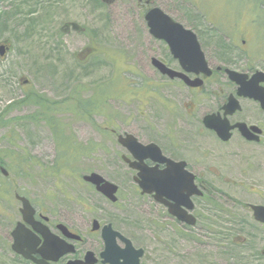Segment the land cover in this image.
<instances>
[{"label": "rangeland", "instance_id": "rangeland-1", "mask_svg": "<svg viewBox=\"0 0 264 264\" xmlns=\"http://www.w3.org/2000/svg\"><path fill=\"white\" fill-rule=\"evenodd\" d=\"M153 3L197 29L204 44L216 47V58H223L226 49L234 47L235 55L245 57L239 67L264 70V0ZM5 11L10 20L6 31L0 30V41L9 39L11 49L0 60V114L9 103L32 95L9 110L6 118L14 120L0 128V150L18 153L14 154L17 161L9 156L5 159L11 167L7 176H0V214L18 212L16 189L46 213L78 212L84 229L92 226V217L102 223L114 222L145 249L142 264H264V258H258L264 249V224L254 219L248 206L264 205V143H249L237 136L220 141L192 118H201L210 103L200 100L191 116L187 109L178 108L186 95L182 90L174 88V99L167 97L166 103L174 102L173 113L151 97L147 90L152 77L144 69L150 66V51L138 0L112 4L102 0H0V14ZM67 22L84 31L62 32ZM244 39L245 52L238 48ZM25 79L30 83L24 84ZM226 79L222 77V83ZM72 93L80 100L89 98L96 109L89 114L81 111L77 99H69ZM44 99L56 109L43 107ZM248 108L256 115L254 105ZM33 116L38 122L28 120ZM53 116L65 123L67 134L94 150L69 162L70 171L65 167L67 172L60 175L51 169L57 166L58 155L48 120ZM124 122L144 143L152 136L150 125L157 122L161 133L170 131L175 143L190 147V160L197 163L203 158L206 187L197 202L201 216L195 226L171 228L150 205L139 209L142 201L132 179L115 166L121 150L118 137L106 130L109 126L122 132ZM94 143L99 147H92ZM25 150L35 161L20 165ZM93 171L120 185L119 204L111 205L84 183L82 175ZM95 240L101 243L100 238Z\"/></svg>", "mask_w": 264, "mask_h": 264}, {"label": "flooded vegetation", "instance_id": "flooded-vegetation-1", "mask_svg": "<svg viewBox=\"0 0 264 264\" xmlns=\"http://www.w3.org/2000/svg\"><path fill=\"white\" fill-rule=\"evenodd\" d=\"M114 1L115 0H102V2L105 4H112ZM143 1L146 2V4H144ZM152 5V0H138V8L140 9V15H142L144 18L143 22L146 29L144 35L148 37L147 41L150 51V66H145L144 69L147 72L149 71L152 77L149 88L147 85V91H151V97H153L155 101L165 105V108L168 112L173 113L171 107L173 106L174 102L172 103L171 100V103H166V101H169V99H174L173 97H171V95H173V92L175 91L174 88L180 91L182 90L186 95L185 99L178 102V108L183 107L187 109L191 113V116H194L195 112L198 110V104L200 100H206L210 103V108L204 112L201 118L192 117L194 118V121H198V123L202 124L204 130L212 133V135L216 136L220 141L227 142L221 140L216 131L206 127L204 123L205 117L207 115H220L223 119L227 118L230 125L232 126L238 123H245L248 129H250V135L253 138L247 139V137L243 135L240 127H236L231 130V139L237 136L249 143H255L259 145L263 144L264 110L262 109L259 101L238 95V85L229 78L226 70L232 69L247 74L250 77L255 72L264 70L254 69L248 66L239 67L238 63L245 57L241 59L238 57L240 54L235 55L234 52L237 51V49H235L234 47H232L231 49H226L223 58H216V52L214 51L216 47L212 45L213 43H211V46L204 44L201 38V34L197 29H194L192 26L189 27L175 19L186 29H190L195 33L197 41L199 42L200 49L203 51L208 66L212 71L211 75H206L202 70H200V64L195 65L189 63V59L198 58V50L194 44H192V46L190 45L193 50L191 54L192 58L189 57V53L188 56L184 53V60H187L186 62L181 57H179V54L180 52L188 49L189 45L179 43L172 46L168 42V40L157 38L150 32V28L148 26V22L145 19V15L147 11L152 7ZM227 37L230 38L228 35ZM7 41L8 40H1L0 45L6 44L7 47L10 46V41ZM245 44H247L246 39L242 41V45L238 48L245 52ZM218 48L220 49V47ZM87 50L91 52L92 48H87ZM165 68H168L177 73H181L192 80H195L197 78L201 79L203 81V84L201 86H192L187 81H185L183 77H171V73H169ZM222 77L227 78L226 83H222ZM23 82L24 84H29L30 80L25 79ZM141 85H143V87L145 88V84ZM261 85L264 87V82L261 83ZM167 97L169 99H167ZM230 97H235L238 100L240 108L237 109L234 113H229L226 115V109L224 107L229 102ZM250 104L254 105L256 115L251 114L252 111L248 108ZM175 108L178 109L176 106ZM29 121L34 123L33 120ZM125 126L126 123L124 122L122 132L111 129L109 126L106 127V130H110L111 133L116 135L117 137H119L120 135H133L140 142H142L140 139L141 136L136 132V130L128 129ZM169 130H172V128H170ZM150 131V133L152 134L151 138L146 143H142L145 145L151 143L155 144L157 146V149L153 150L150 156L141 158L136 156L133 151L120 144L121 150L116 154V157L118 159L115 164L116 169L120 172L126 173V178L130 176V178L132 179L137 192L136 194L138 195L139 200L142 201L141 205H139L140 210L141 208L150 205L157 217L160 216L163 217V219L168 220L171 228L173 226H178V228L181 227L182 230H188L191 226L187 222L180 221L176 216H174L170 212L169 205L158 201L156 199V192L151 194L143 193V189L141 188L140 184V181L142 180V177L140 176L141 169L136 166L150 169L151 173L155 176L163 171H167L166 173L175 172L182 182L185 177L184 170H186L190 173H193L198 189H202L205 192L206 183L204 182L202 177L203 172H201L203 163L205 161L203 160V158L197 161V163L194 161V158L193 160H190V157L188 155L189 151L187 149L190 147L183 143H175L176 140H174L173 133H170V131L161 133L162 127H160L157 122L153 125H150ZM171 140H173L174 142H172ZM203 156L204 155H202V157ZM84 183L92 186L96 190V187L93 184L86 181H84ZM17 193L18 192L15 191V194ZM100 194L106 201L111 203V205L116 206L117 204H119L120 199L119 201L113 202L104 194ZM202 197L203 196L193 195L191 199L194 203V209L192 211H188L196 217L197 222L201 216L199 211L200 205L197 202H199ZM181 198H183V202L184 197H179V199ZM166 200L168 201V203H175L174 200L169 199L168 197H166ZM18 202L20 204L18 212L7 213L6 215L0 214V264H68L71 261L83 260L87 252L89 251L94 252L97 259L96 264H110L109 262H105V258L102 257V253L106 250V244L103 238V230L107 225H111L113 230L131 240L135 248H142L137 245L134 242L133 238H131V236H129L122 228L116 226L114 222L106 221L102 223V221L98 218L92 217L90 218L92 226H88L84 229L78 219V212L71 211L69 209H59V211H57V214L46 213L32 202L36 211L34 214V222L36 223V226L42 229L47 228L49 230L48 233H42L36 230L32 223L24 222V216L21 213L22 204L19 200ZM82 205L85 207V204ZM182 208L186 209V207L184 206ZM2 217H4V219H2ZM94 220H98L100 223V226L97 230H94L93 228ZM19 223H24L25 228L31 235H28L27 237L22 236V238L20 239L23 251L30 254V257H26L24 253L17 252L14 249V231ZM182 230L180 233H182ZM97 237L100 238L101 243L95 240ZM117 243L119 245V248H126L125 242L119 236H117ZM69 248L74 249V251L57 257L58 253L61 250H66Z\"/></svg>", "mask_w": 264, "mask_h": 264}, {"label": "water", "instance_id": "water-1", "mask_svg": "<svg viewBox=\"0 0 264 264\" xmlns=\"http://www.w3.org/2000/svg\"><path fill=\"white\" fill-rule=\"evenodd\" d=\"M145 19L148 22L150 32L157 38L168 40V42L172 46L177 45L179 43L189 45L188 49L180 52L179 54V57H181L183 60L185 59L184 53L187 56L189 53V57L192 58L191 54L193 50L191 46L192 44H194L198 50V58L189 59V63L195 65L200 64V70H202L206 75H211L212 71L208 66L203 51L200 49L197 37L192 30L186 29L182 24L175 21L160 7L151 8L147 12ZM71 25L75 30H80L79 26L75 23H66L63 26L62 30L69 31ZM7 50L8 48H6L4 44L1 45L0 56H4ZM184 61L187 62V60ZM165 69L169 73H171V77H183L185 81H187L192 86H201L203 84V81L201 79L197 78L195 80H192L181 73H177L168 68ZM226 71L229 75V78L238 85V95L259 101L262 109L264 110V87L261 85V83L264 82V72L257 71L250 77L247 74L232 69H227ZM224 108L226 109V115L229 113H234L237 109L240 108L239 102L235 97H230L229 102ZM204 123L206 127L215 130L217 135L223 141H229L231 139V130L236 127H240L241 131L243 132V135H245L247 139H253L250 135V129H248L245 123H238L232 126L230 125L227 118L223 119L220 115L215 114L207 115L205 117ZM118 142L133 151L136 156L141 158L150 156L153 150L157 149V146L155 144L151 143L148 145H144L143 143L139 142L138 139L135 138L133 135H120L118 137ZM136 167L141 169L140 176L142 177V180L140 181V184L141 188L143 189V193L151 194L156 192V199L160 202L169 205L170 212L174 216H176L180 221L187 222L190 225L196 224L197 219L195 218V216L188 212L194 209V203L191 197L193 195L201 196L203 195V192L199 190L197 185L195 184V176L192 173L184 170L185 177L182 182L175 172L166 173L167 171H163L158 173L157 176H155L151 173L150 169H146L140 166ZM2 170L5 175H8V172L4 168ZM83 179L93 184L99 192L104 194L113 202H116L118 200L117 194L119 191V186L107 180L100 173L91 172L89 174L84 175ZM182 196L184 197L183 202V198L179 199V197ZM16 197L22 202L21 213L24 216V222L32 223L34 228L42 233H48L49 230L47 228L46 230L36 226V223L34 222V214L36 211L30 199L19 194H16ZM166 197L174 200L175 203H168ZM183 206L186 207V209L182 208ZM250 206L253 210L255 220L264 223V205L252 204ZM99 226V221L95 220L93 222L94 230H97ZM28 235L31 236L28 230L25 228V224L19 223L14 231V249L17 252L24 253L26 257H30V254H28L27 252L25 253V251H23L20 239L22 238V236L27 237ZM117 236H119L125 242V249L119 248V245L117 243ZM103 238L105 240L106 250L102 253V257L105 258V262H109L110 264H140V259L145 253L144 249H136L133 246L131 240L122 236L117 231L113 230L111 225H107L104 227ZM73 251L74 249L70 248L66 250H61L58 253L57 257H60L64 254ZM96 261L97 259L95 257L94 252L89 251L87 252L83 260L71 261L68 264H96Z\"/></svg>", "mask_w": 264, "mask_h": 264}, {"label": "trees", "instance_id": "trees-1", "mask_svg": "<svg viewBox=\"0 0 264 264\" xmlns=\"http://www.w3.org/2000/svg\"><path fill=\"white\" fill-rule=\"evenodd\" d=\"M96 3H97V5L99 4L98 2H96ZM30 12L33 13V10L31 9ZM9 20H10L9 12L5 11L2 14H0V30L6 31V29L8 27L6 25V23H8ZM31 95L32 94L29 93V94H27L25 99L22 98L21 100L11 102L6 106V110H4L2 112V114H0V128L12 124V121L14 119L6 118L7 113L9 112L10 109H12L14 107H18L24 101L26 102L28 97H30ZM72 98L77 99L76 102L79 104L78 108L87 114H89L90 111H93L94 109H96L95 108L96 105L91 106L93 104V102H92V100H89V98L85 99V100L84 99L80 100V99L76 98V96L73 93L70 94L69 99H72ZM39 101H41V100H39ZM41 103H42L43 107L47 108V110L56 109V108H53L52 106H50L45 99L43 101H41ZM84 104H86L87 107H85ZM57 110H59V108H57ZM28 120H33V122H38V118L35 116L30 117V119L28 118ZM48 120H49V124L52 127L54 135H55V141L57 144V151H58L57 166H53L51 169L53 172H56L57 174L60 175L64 172H66L64 170L65 167H66V169L69 168L68 167L69 162H71L75 159H78L79 156L86 155V153L88 151H90L89 150L90 148H87L88 147L87 144L85 145V144L79 143L77 141V139L73 136V134H71V133L67 134L66 125L60 119L54 118V116H53V118H48ZM13 138H15V137H13ZM11 142H13L14 145L16 144L15 140L11 139ZM95 145H96V143H94V146H92V147H94L95 149L99 147L98 145H97V147H95ZM92 150H93V148H92ZM24 152H25V154L20 153L24 157L20 160V162L18 164L24 165L26 163L28 164V161H35L34 160L35 158L31 157L29 155V153L26 152V150ZM16 153L17 152L15 150H9V151L0 150V176H1V174L3 176V173L1 171L2 167L6 168V169L8 167H11L10 164H8L7 161H5L7 156H9L11 158V161L14 162V160L15 161L18 160V155H16V156L14 155ZM0 188H1V186H0ZM258 256H259L258 258H264V255L262 253H260Z\"/></svg>", "mask_w": 264, "mask_h": 264}]
</instances>
